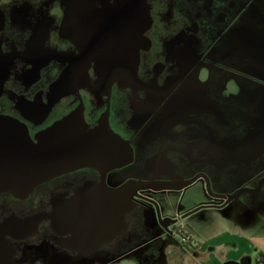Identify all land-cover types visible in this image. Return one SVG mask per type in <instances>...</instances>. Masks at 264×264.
Instances as JSON below:
<instances>
[{
	"label": "flooded vegetation",
	"instance_id": "1",
	"mask_svg": "<svg viewBox=\"0 0 264 264\" xmlns=\"http://www.w3.org/2000/svg\"><path fill=\"white\" fill-rule=\"evenodd\" d=\"M71 1L0 0V114L25 122L34 136L82 107L91 128L108 119L132 160L67 171L24 197L1 193L0 264L117 263L134 250L132 238L163 232L186 243L188 218L204 205L222 217L237 208L255 216L247 211L263 204L256 196L264 188V0H147L151 22L135 83L114 82L108 93L92 62L91 85L35 123L51 84L81 54L63 36ZM115 2L96 0L85 13L76 5L74 31L99 33L101 14ZM209 13L213 22L205 21ZM130 180L137 184L126 209Z\"/></svg>",
	"mask_w": 264,
	"mask_h": 264
},
{
	"label": "water",
	"instance_id": "2",
	"mask_svg": "<svg viewBox=\"0 0 264 264\" xmlns=\"http://www.w3.org/2000/svg\"><path fill=\"white\" fill-rule=\"evenodd\" d=\"M95 2L72 0L68 5L63 36L78 42L81 54L69 62L51 84L49 103L35 123L45 120L62 97L91 85L89 68L92 62H95V71L108 93L114 82L120 85L135 83L139 47L151 22L148 2L116 0L109 3L104 15L101 14L105 24L99 33L75 32L71 21L76 5L85 13ZM66 58L73 59L69 55ZM25 117L32 118V113L25 111ZM131 160L129 143L112 130L108 119L103 118L100 126L91 128L85 121L82 107L38 130L34 136L25 122L0 114V194L24 197L40 183L67 171L98 165L114 168ZM136 184L135 180H130L124 185L126 209L131 204L128 192ZM122 225L126 227L124 220Z\"/></svg>",
	"mask_w": 264,
	"mask_h": 264
},
{
	"label": "crops",
	"instance_id": "3",
	"mask_svg": "<svg viewBox=\"0 0 264 264\" xmlns=\"http://www.w3.org/2000/svg\"><path fill=\"white\" fill-rule=\"evenodd\" d=\"M222 211L209 206L190 216L186 243L163 232L143 241L152 245L146 264H257L264 253V214L248 216L237 208L222 217ZM127 256L110 264H122Z\"/></svg>",
	"mask_w": 264,
	"mask_h": 264
},
{
	"label": "rangeland",
	"instance_id": "4",
	"mask_svg": "<svg viewBox=\"0 0 264 264\" xmlns=\"http://www.w3.org/2000/svg\"><path fill=\"white\" fill-rule=\"evenodd\" d=\"M206 16H208L207 19H205V21L210 20V22H213V16H211V13L207 14ZM215 19V18H214ZM246 24V20H244L241 23V26H244ZM256 37V36H255ZM261 40V39H260ZM240 42V41H239ZM241 43V42H240ZM60 115V113L58 112H54L52 114V116L49 118V120L47 121V123L51 122L52 120H54L55 118H57ZM263 192H261L260 194H258V196H256V202H263L262 205L260 206H253V208H250L247 213L249 212V215L253 213H255L257 216L262 217L264 214V188L262 190ZM251 195V193H244L243 194V198H249ZM131 243L130 245H132L134 247V250L128 254L127 258L124 259V261L122 262V264H146L145 258L146 255L149 254L150 252V248H151V243L149 241L147 242H143L146 241L147 239L145 238H132L131 239ZM33 259H30L29 261H25V264H34L33 263ZM56 261V262H55ZM47 260V264H57V262H65L66 260L64 259H57V260ZM96 262V261H95ZM126 262V263H125ZM36 264H40V262L36 261Z\"/></svg>",
	"mask_w": 264,
	"mask_h": 264
},
{
	"label": "trees",
	"instance_id": "5",
	"mask_svg": "<svg viewBox=\"0 0 264 264\" xmlns=\"http://www.w3.org/2000/svg\"><path fill=\"white\" fill-rule=\"evenodd\" d=\"M229 264H239V263L232 262V263H229ZM257 264H264V253H261V254H260V257H259V259L257 260Z\"/></svg>",
	"mask_w": 264,
	"mask_h": 264
},
{
	"label": "clouds",
	"instance_id": "6",
	"mask_svg": "<svg viewBox=\"0 0 264 264\" xmlns=\"http://www.w3.org/2000/svg\"><path fill=\"white\" fill-rule=\"evenodd\" d=\"M60 12V9L59 7H54L52 10H51V15L52 16H56L58 13Z\"/></svg>",
	"mask_w": 264,
	"mask_h": 264
}]
</instances>
